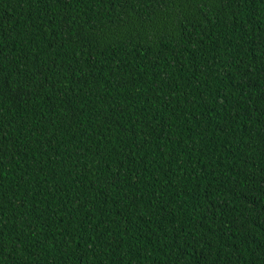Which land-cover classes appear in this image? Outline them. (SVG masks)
I'll return each instance as SVG.
<instances>
[{"label":"trees","instance_id":"1","mask_svg":"<svg viewBox=\"0 0 264 264\" xmlns=\"http://www.w3.org/2000/svg\"><path fill=\"white\" fill-rule=\"evenodd\" d=\"M0 264H264V0H0Z\"/></svg>","mask_w":264,"mask_h":264}]
</instances>
